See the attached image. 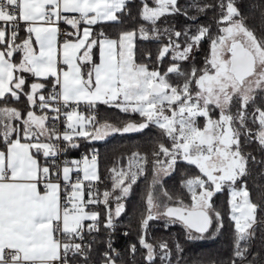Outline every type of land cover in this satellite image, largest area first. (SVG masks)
<instances>
[{"label":"snow or ice","instance_id":"obj_1","mask_svg":"<svg viewBox=\"0 0 264 264\" xmlns=\"http://www.w3.org/2000/svg\"><path fill=\"white\" fill-rule=\"evenodd\" d=\"M128 3L129 0H0V101L8 97L19 100L24 95L29 106L26 114L14 107L0 106V264H70L69 253L86 260L85 246L75 240H83L85 227L90 233L99 231L100 217L98 212L87 211L88 206L103 203L107 209L104 227L112 229L115 217L125 211L122 201L145 173L147 158L133 153L127 171L110 169L112 190H105L102 200L90 190L85 200V183L91 189L100 180L97 154L59 163L57 159L68 148H78V139L102 141L114 134L142 132L152 124L172 141L170 148L160 143L153 153L152 186L160 182L161 173L170 174L178 159L194 165L200 175L182 181L191 194V204L178 200L177 206L165 205L163 212L154 211L160 205L150 186L147 214L140 222L142 231L146 233L150 221L166 218L165 227L179 222L188 240L203 239L214 222L219 232L224 227L223 217L215 210L212 198L227 185L229 218L235 234L230 264H245L250 255L247 245L256 234L259 206L251 201L246 185L239 189L235 185L248 174L249 160L255 162V157L243 152L241 137L258 142L264 150V108L258 106L252 113L257 131L253 133L248 128V107L264 93V39H258L247 27L236 0H227L220 5L224 12L218 21L226 26L211 39L204 67L182 72L178 63L186 61L193 46L208 35L209 29L200 27L182 50L171 38L161 47L157 60L171 51L174 61L162 74L136 62L137 34L142 40L152 38L143 25L122 32L118 39L108 38L103 30L94 33L97 25L119 22ZM153 3L155 7H150L148 0H141L139 15L152 25L151 32L156 36V23L161 17L187 16L179 0ZM191 7L204 12L212 5L197 3ZM253 7L264 20V0ZM60 22L75 30L65 33L69 38L63 43L58 40ZM21 23L28 36L17 43ZM173 35L179 38L188 33L176 31ZM96 48L99 62L93 54ZM16 53L21 54L18 62ZM24 74L35 78L31 85H27ZM169 74L183 77V83L171 84ZM41 81L51 83L47 94L48 84ZM26 85L28 92L24 91ZM236 100L239 108L233 113ZM81 104L90 110L104 104L124 113H138L142 122L129 121L122 127L107 121L101 124L95 114L86 116L80 112ZM36 107L42 115L35 113ZM212 109L219 110L217 119L212 118ZM49 112L54 115L49 116ZM62 117L65 130L61 133L55 121ZM200 118L205 121L202 128L197 123ZM49 120L53 122L51 126ZM57 141H63L64 146ZM73 173L82 176L73 181ZM117 190L119 195H115ZM163 196L172 199L167 191ZM85 221L91 222L85 225ZM193 231L198 235L193 236ZM139 244L146 250L147 264H153L156 246L147 242L145 235H141ZM158 247L162 264H171L168 243L161 242ZM175 247L179 264L183 249L179 243ZM108 248L103 264H115L111 244ZM130 251L135 254L136 245H131Z\"/></svg>","mask_w":264,"mask_h":264},{"label":"trees","instance_id":"obj_2","mask_svg":"<svg viewBox=\"0 0 264 264\" xmlns=\"http://www.w3.org/2000/svg\"><path fill=\"white\" fill-rule=\"evenodd\" d=\"M226 2L227 0H179V6L183 11L187 12V16L179 14L161 17L156 23V28L159 30V34L156 36L151 32L152 25L140 18L141 0H129L127 11L120 14L119 22L97 25L94 27V33H99L103 30L104 34L108 37H118L124 31L139 29L143 25L149 30V35L152 38L142 40L139 38V34H137L135 40L136 62L138 64H146L150 70H159L163 74L174 61L172 60L173 53L171 51L161 60H157L161 47L167 45L171 38L174 42L180 44L182 50L190 42V37L197 34L200 27H206L209 29L208 35L198 45L193 46L186 61L178 62L182 72H189L193 67L202 69L205 59L210 55L211 39L217 37L220 34V28L224 26L219 24L218 21L224 12V9L220 5L221 3L226 4ZM197 3L212 5V7L204 12H197L191 7V5ZM236 3L242 15L246 17L247 27L254 31L258 39H264V20H262L260 12L253 7L259 4L260 0H236ZM148 4L150 7H155L153 0H148ZM176 31L181 33L187 32L188 36L181 35L179 38H176L173 35ZM183 79V77H179L176 74H169L168 76L169 82L173 85L182 84ZM26 90L27 85L24 91L26 92ZM20 99L14 101L11 97H8L0 101V105L8 102L15 106L24 100ZM258 106L264 108L263 93H260L255 103L248 107V128L252 129L253 133L257 131L258 124L252 122V113ZM97 107L99 123L107 121L118 127H122L129 121H134L137 124L142 122V118L138 113H124L115 107L104 104H98ZM238 108L239 101L236 100L233 102L231 111L235 113ZM241 141L243 152L255 157V162L251 159L249 160L248 174L238 181L235 187L239 189L242 185H246L251 201L259 206L256 214L258 221L255 227L256 234L247 245L250 255L245 264H249L253 260L257 264H264V163H261L264 160V150H261L258 142L252 139L246 140L242 136ZM76 142L80 145L78 148H68L64 153L68 157H73L80 151H88L92 148L96 150L100 180L93 183L91 189L88 186H85V188L92 191L94 195H98L101 200L103 199L105 190H112L113 173L110 172V169L115 168L117 171L124 169L127 171L129 158L133 153H139L141 156L147 158L144 175L139 176L137 182L132 185L130 193L122 201L125 204V211L120 217H115L114 219L113 244L121 245V253L113 257L116 263L147 264L144 259L146 250L139 244L141 235H145L147 242L156 246L157 258L153 264H162V261L159 259L162 253L158 247L161 242L168 243L171 251V264H178V253L175 247L177 243L183 249V252L179 254V264H230L234 250L235 234L233 222L229 218V192L227 185L223 186L221 191L216 192L212 198L215 210L219 211L223 217L224 227L219 232L216 231V224L214 222L203 239L188 240L183 225L177 222L165 227L166 218L150 221L146 233L142 231L140 222L142 217L147 214L146 198L150 186L156 197L155 202L160 205L154 211L163 212L165 205H177L178 200H182L185 205H190L192 202L191 196L187 188L182 186V181L200 175L194 165L188 164L183 159H178L170 174L167 176L161 175L160 182L152 186L153 153L158 151L160 143L169 148L172 144V141L164 136L156 125L152 124L139 133L110 135L102 141L78 139ZM0 147L2 148L3 145L0 144ZM165 191L172 197L171 200L163 196V192ZM115 195H119L118 190ZM110 206L114 209L115 202H110ZM87 209L95 210L100 214L99 231L85 232V234L92 236V240L90 241L91 247L87 250V259L85 260L84 257H74L70 260H78L83 264L89 262L100 264L104 260L101 251L106 249L108 243L105 239L107 229L104 227L107 209L103 203L89 205ZM121 227L127 230L126 237L118 235L117 232ZM192 235L197 236L198 234L193 231ZM130 245H136L135 254L131 253L129 249ZM242 246H245L244 242H242Z\"/></svg>","mask_w":264,"mask_h":264},{"label":"built area","instance_id":"obj_3","mask_svg":"<svg viewBox=\"0 0 264 264\" xmlns=\"http://www.w3.org/2000/svg\"><path fill=\"white\" fill-rule=\"evenodd\" d=\"M58 27H59V30H60V34L58 36V40L59 41H63L66 38H68V37L65 36V33L73 32V28L70 25L65 24L64 22H60ZM49 91H51V90H49ZM66 110L70 111L71 108L66 109ZM78 110L80 112L84 113L86 116L95 114V116L97 118V121H98V107L97 106H96L95 109H91L90 110L86 105L81 104ZM48 115L51 116V115H54V113L49 112ZM52 123L53 122L51 120H49V125L50 126H51ZM55 125H56L57 131L62 133L65 130L64 118L62 117L60 120L55 121ZM57 143H59L61 147L64 146V142L63 141H57ZM64 152H62L59 155V157L57 159V163H59L60 161H63V160H68V161H71L73 159L79 160L85 154H89V155H91L92 153L97 154V152H96V150L94 148H92V149H90L88 151H80L77 155H75L73 157L66 156ZM78 175L81 176V173H73L72 174V180L75 181ZM61 185H62V188H63L64 185H63L62 181H61ZM90 222L91 221H86L84 223H85V225H87ZM113 231H114V227L112 229H107V231H106L105 239H106V241L108 243H107L106 249L101 251V255L102 256H103V254L106 251L109 250V248H108L109 244H111V247L114 250L112 252L113 257L117 256V255H119L121 253V245L120 244H113V235H114ZM85 232H87V228L86 227H85V230H84V233H83V240L81 241L80 239H76L75 243H82L85 246V251L87 252V250L89 249L87 246L90 245V241L92 240V236L85 234ZM117 233H118L119 236H122V237H126L127 236V230L125 228H123V227H121L118 230ZM130 246H129V249H130ZM74 257L83 258V256H79V255L73 256L72 253H69V260L74 258ZM70 264H83V263H80L78 260H75V261H71L70 260ZM84 264H95V263L94 262H89V263H84Z\"/></svg>","mask_w":264,"mask_h":264},{"label":"crops","instance_id":"obj_4","mask_svg":"<svg viewBox=\"0 0 264 264\" xmlns=\"http://www.w3.org/2000/svg\"><path fill=\"white\" fill-rule=\"evenodd\" d=\"M25 29V25H23L22 23L20 24V26H19V32L21 31V33H19V37H18V39H17V43H20L22 40H24V39H26L27 38V36H28V34L26 33V31L24 30ZM75 30L73 29V32H74ZM108 37V36H107ZM69 38V37H68ZM108 38H111V39H118L119 38V36L118 37H108ZM67 39V38H66ZM64 41V40H63ZM63 41H60V43H63ZM38 47V46H37ZM93 54H94V58L96 59V62H99V49L98 48H96V49H94L93 50ZM20 57H21V54L20 53H16V55H15V60L18 62L19 60H20ZM25 75V78H26V80L27 81H29L28 82V84L27 85H31V83H33L34 82V80H35V78L34 77H32L30 74H24ZM41 82H45V83H47L48 84V88H47V90H46V92H45V94L47 93V91H49V90H51V83H50V81H41ZM29 91V88H28V86H27V90H26V92H28ZM22 96V97H21ZM20 96V100H22V99H24L23 101H21V102H19V104H17V105H15V106H13L12 104H9L8 102H6V103H3V104H1L0 106H4V105H7L8 107H14V108H17V109H20L22 112H24L25 114L27 113V111L29 110V106H28V102H27V100H26V98H25V96L24 95H21ZM12 99V98H11ZM12 100H14V99H12ZM14 101H16V100H14ZM26 103V104H25ZM34 111H35V113L37 114V115H42L43 113L40 111V109L38 108V107H36L35 109H34ZM1 148V147H0ZM39 159H40V162L43 164L44 163V157L41 155L40 157H39ZM81 176H82V173H81ZM85 186H88L87 185V182L85 183ZM41 190H43L42 189V186H41ZM85 190H86V192H87V190L89 191V189H86L85 188ZM87 198V195L85 194V200H87L86 199ZM87 211H89V212H92V211H95V210H92V209H87ZM96 212V211H95ZM86 222V221H85Z\"/></svg>","mask_w":264,"mask_h":264},{"label":"rangeland","instance_id":"obj_5","mask_svg":"<svg viewBox=\"0 0 264 264\" xmlns=\"http://www.w3.org/2000/svg\"><path fill=\"white\" fill-rule=\"evenodd\" d=\"M224 26H226V25H224ZM263 95H264V93H263ZM211 115H212V118L213 119H217L218 118V116H219V110L218 109H212V111H211ZM198 125L202 128L203 126H204V123H205V121H204V119L203 118H200V119H198ZM102 124V123H101ZM161 175H163L162 173L160 174V176ZM95 183V182H94ZM85 192H86V190H85ZM92 192V191H91ZM228 192H229V198H230V191H229V188H228ZM87 193H88V190H87V192H86V195H87ZM190 196H191V194H190ZM86 199H88V196H87V198ZM100 264H103V261L100 263Z\"/></svg>","mask_w":264,"mask_h":264},{"label":"water","instance_id":"obj_6","mask_svg":"<svg viewBox=\"0 0 264 264\" xmlns=\"http://www.w3.org/2000/svg\"><path fill=\"white\" fill-rule=\"evenodd\" d=\"M171 206H173V207H174V206H177V205H171ZM115 264H118V263H116V262H115Z\"/></svg>","mask_w":264,"mask_h":264}]
</instances>
